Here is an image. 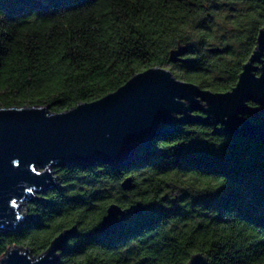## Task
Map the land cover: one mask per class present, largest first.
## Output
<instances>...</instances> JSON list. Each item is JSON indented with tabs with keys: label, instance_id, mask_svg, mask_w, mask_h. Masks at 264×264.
<instances>
[{
	"label": "trees",
	"instance_id": "obj_1",
	"mask_svg": "<svg viewBox=\"0 0 264 264\" xmlns=\"http://www.w3.org/2000/svg\"><path fill=\"white\" fill-rule=\"evenodd\" d=\"M238 1L242 7L231 10L216 0H0V106L61 110L154 64L228 89L264 27V0ZM222 24L230 32L221 33ZM213 39L221 45H208ZM178 46L183 59L170 60ZM55 171L59 187L28 199L33 218L0 229V255L11 244L38 254L75 225L58 264H185L197 250L212 264H264L260 139L192 121L156 134L129 164ZM125 175L133 177L129 189L120 184ZM136 200L145 208L127 214L123 227L94 230L110 202Z\"/></svg>",
	"mask_w": 264,
	"mask_h": 264
},
{
	"label": "water",
	"instance_id": "obj_2",
	"mask_svg": "<svg viewBox=\"0 0 264 264\" xmlns=\"http://www.w3.org/2000/svg\"><path fill=\"white\" fill-rule=\"evenodd\" d=\"M255 40L234 84L225 90L201 86L176 76L168 66L154 64L99 97L61 110H51L46 104L0 106V229L17 227L23 216L33 218L18 206L33 192L59 187L58 166L95 161L117 167L129 164L140 151L149 149L156 134L174 130L178 123L199 121L215 132L264 142V27L258 28ZM182 51L181 46L172 48L169 59H183ZM257 109L262 111L256 115L258 122L246 116ZM120 184L124 189L133 187V177L125 175ZM144 208L140 200L124 206L110 202L94 230L117 231L127 214ZM75 232V225L63 227L38 254L28 246L11 244L0 257L1 263L58 264L60 250ZM185 264L212 261L197 250Z\"/></svg>",
	"mask_w": 264,
	"mask_h": 264
},
{
	"label": "rangeland",
	"instance_id": "obj_3",
	"mask_svg": "<svg viewBox=\"0 0 264 264\" xmlns=\"http://www.w3.org/2000/svg\"><path fill=\"white\" fill-rule=\"evenodd\" d=\"M217 2H216V5H218L220 8H231V10L232 9H235V8H241L242 7V2L241 1H238V0H228V1H226V0H216ZM217 18H213V21L214 22H217ZM222 26H223V29H225V30H223L221 33H223V32H225V33H227V32H230V29H231V25L229 26V25H223L222 24ZM222 35V34H221ZM208 45H210V46H217V45H221V43L219 42V40L218 39H213V40H210L209 41V44ZM35 194V192H33V193H31V195L30 196H32V195H34ZM28 199L29 198H26V199H22V201L23 202H21L20 204H19V211L21 212V213H23L24 215H30V216H32L33 217V214L31 213V212H29L28 211V209H27V202H28ZM21 201V200H20ZM31 218H28V217H22L19 221H18V225L20 226V225H22V224H24L25 222H27L28 220H30ZM5 254V251L0 255V257L2 256V255H4ZM0 264H2L1 263V259H0Z\"/></svg>",
	"mask_w": 264,
	"mask_h": 264
},
{
	"label": "flooded vegetation",
	"instance_id": "obj_4",
	"mask_svg": "<svg viewBox=\"0 0 264 264\" xmlns=\"http://www.w3.org/2000/svg\"><path fill=\"white\" fill-rule=\"evenodd\" d=\"M248 102L249 103H256V102H254V101H252V100H248ZM194 111H196V112H201V113H203L200 109H194ZM261 113H262V111L260 110V109H257L256 111H254V114H251V113H246V116L248 117V118H250L252 121H257L258 122V116L256 117V115H261ZM184 123H186V122H184ZM179 124H182V123H178L177 124V126L179 125ZM205 124H207V123H205ZM218 124H220V122H218ZM208 125V124H207ZM176 126V127H177ZM210 126V125H209ZM212 127V126H211Z\"/></svg>",
	"mask_w": 264,
	"mask_h": 264
},
{
	"label": "bare ground",
	"instance_id": "obj_5",
	"mask_svg": "<svg viewBox=\"0 0 264 264\" xmlns=\"http://www.w3.org/2000/svg\"><path fill=\"white\" fill-rule=\"evenodd\" d=\"M18 209H19V206H18Z\"/></svg>",
	"mask_w": 264,
	"mask_h": 264
}]
</instances>
